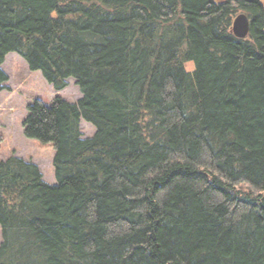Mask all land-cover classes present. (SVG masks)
Returning <instances> with one entry per match:
<instances>
[{"label":"trees","instance_id":"obj_1","mask_svg":"<svg viewBox=\"0 0 264 264\" xmlns=\"http://www.w3.org/2000/svg\"><path fill=\"white\" fill-rule=\"evenodd\" d=\"M11 53L81 98L26 107L56 184L0 161V264H264V0H0Z\"/></svg>","mask_w":264,"mask_h":264},{"label":"rangeland","instance_id":"obj_2","mask_svg":"<svg viewBox=\"0 0 264 264\" xmlns=\"http://www.w3.org/2000/svg\"><path fill=\"white\" fill-rule=\"evenodd\" d=\"M192 69V64L186 65L187 71ZM1 70L8 80L3 84L4 90L0 91V161L14 154L25 162L34 163L43 180L55 185L52 167L55 152L52 144L26 139L23 135L22 123L27 116L26 107L34 100L49 104L54 97L75 102L81 98V94L72 79L67 81L66 88L55 91L39 72H30L26 63L13 53L5 57ZM80 131L84 139L94 134V128L84 121L80 122Z\"/></svg>","mask_w":264,"mask_h":264},{"label":"water","instance_id":"obj_3","mask_svg":"<svg viewBox=\"0 0 264 264\" xmlns=\"http://www.w3.org/2000/svg\"><path fill=\"white\" fill-rule=\"evenodd\" d=\"M250 21L245 14H238L232 21L231 34L237 39H245L249 34Z\"/></svg>","mask_w":264,"mask_h":264}]
</instances>
